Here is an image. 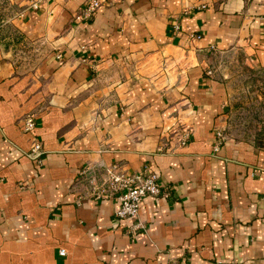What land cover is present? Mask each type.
I'll use <instances>...</instances> for the list:
<instances>
[{"label": "crops", "instance_id": "obj_1", "mask_svg": "<svg viewBox=\"0 0 264 264\" xmlns=\"http://www.w3.org/2000/svg\"><path fill=\"white\" fill-rule=\"evenodd\" d=\"M88 1L15 0L32 69L0 42V264H264V149L214 150L226 89L208 71L230 50L264 67V0H100L76 22ZM112 164L160 176L136 220L77 201L79 173Z\"/></svg>", "mask_w": 264, "mask_h": 264}, {"label": "rangeland", "instance_id": "obj_2", "mask_svg": "<svg viewBox=\"0 0 264 264\" xmlns=\"http://www.w3.org/2000/svg\"><path fill=\"white\" fill-rule=\"evenodd\" d=\"M16 8L15 0H0V42L13 51L16 66L29 70L38 63L40 46L23 41L11 24ZM208 67L226 89L225 136L264 149V67L252 64L239 50L212 53Z\"/></svg>", "mask_w": 264, "mask_h": 264}, {"label": "built area", "instance_id": "obj_3", "mask_svg": "<svg viewBox=\"0 0 264 264\" xmlns=\"http://www.w3.org/2000/svg\"><path fill=\"white\" fill-rule=\"evenodd\" d=\"M101 6L100 0H90L75 16L76 22L88 21ZM178 27L174 26V31ZM190 38L200 39L199 35L191 34ZM213 50V48H211ZM210 74V73H209ZM34 129L33 118H27L24 123V131ZM189 132L183 131L180 134L179 143L184 146L189 140ZM216 143L214 150H219L222 142L225 140L223 131H217L215 134ZM42 148L39 143H33L28 156L36 161L38 165L42 163ZM100 173L96 169L84 168L79 173L73 189L78 194L77 201L83 200L103 201L114 199L119 203L115 212V218L118 220H136L139 208L145 198H156L162 194V186L158 172L153 169H145L140 173L125 174L119 170L116 164L110 166L100 165ZM142 226L140 223L132 225L133 230H139ZM60 256L65 255L64 250L59 251Z\"/></svg>", "mask_w": 264, "mask_h": 264}]
</instances>
